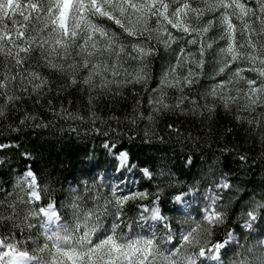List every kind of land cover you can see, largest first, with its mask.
I'll use <instances>...</instances> for the list:
<instances>
[{
    "label": "snow or ice",
    "instance_id": "snow-or-ice-1",
    "mask_svg": "<svg viewBox=\"0 0 264 264\" xmlns=\"http://www.w3.org/2000/svg\"><path fill=\"white\" fill-rule=\"evenodd\" d=\"M125 92L129 131L147 122L140 139L194 149L174 120L150 129L264 109V0H0V264H264V181L243 179L255 160L217 138L207 170L190 175L192 150L145 166L94 110ZM73 93L86 114L69 110ZM57 119L99 139L59 189L21 139ZM234 119L264 129V111Z\"/></svg>",
    "mask_w": 264,
    "mask_h": 264
},
{
    "label": "trees",
    "instance_id": "trees-1",
    "mask_svg": "<svg viewBox=\"0 0 264 264\" xmlns=\"http://www.w3.org/2000/svg\"><path fill=\"white\" fill-rule=\"evenodd\" d=\"M52 79H55V76ZM67 98L72 99L76 105L75 108L69 107L70 111L78 110L81 114H86L87 105L83 96L79 93H73L72 96ZM133 103L132 94L125 92L123 98L101 97L94 110L98 116L111 124L112 128L117 129V131L123 130L128 135L134 136L133 141L129 142L128 146L144 161L145 166L159 164L161 156L171 157L172 163H179L178 157L182 158L184 152L192 150L195 164L190 175L198 173L201 168L207 170L209 165L214 162L213 151L216 148L214 141L221 138L222 142H230L255 160L256 163L252 171L243 179L252 181L255 184L264 181V141L261 139V133L264 132V129H257L254 125L247 124L246 121L234 119V116L238 114L234 109L226 111L220 108L211 118H208L207 114L196 118L191 115L176 116L169 114L158 117L156 126L150 129V131H155L157 134L165 135V132L162 131L166 130L165 121L171 122L174 120L181 129L182 136L190 135L192 138H199V149H194L190 141H182L184 145L182 147L175 137L169 140L167 135H165V144H160L159 141L149 142L140 139L143 136L147 122H138V126L134 131H129L131 125L124 120V116L126 112H131ZM65 106L68 107V105ZM29 107H31V102H29ZM112 116L120 117L121 124L119 127L116 121L111 119ZM47 119H52L51 114H47ZM96 123L101 128L105 127V125L99 124V121ZM69 125L79 129V134L70 132ZM90 127L91 125L87 120L81 123L80 121L57 119L53 120V124L48 129H37L35 132L25 129L26 135L21 138L23 143L26 147L34 149L38 157L37 167L44 165L49 169L53 179L57 181L55 184L57 189L62 184L67 187L68 183H73L74 176L79 175L81 168L91 167L81 163L85 160L86 154L92 153L94 145L99 144V139L96 138L95 134L87 131ZM61 128H63V131H61ZM2 132L3 129H0V133ZM150 144H155L156 147H151ZM157 148L161 150L157 151ZM95 155L98 161L103 160V156L99 151ZM2 179L7 180L8 178L5 176ZM251 186L250 184L249 187Z\"/></svg>",
    "mask_w": 264,
    "mask_h": 264
},
{
    "label": "rangeland",
    "instance_id": "rangeland-1",
    "mask_svg": "<svg viewBox=\"0 0 264 264\" xmlns=\"http://www.w3.org/2000/svg\"><path fill=\"white\" fill-rule=\"evenodd\" d=\"M231 109H234L239 115H241L242 117H246V118H252V117H254V116H257V115H259V113L261 112V111H264V109H257V111L256 112H252V113H250V112H248V111H237V109H238V106H233Z\"/></svg>",
    "mask_w": 264,
    "mask_h": 264
}]
</instances>
